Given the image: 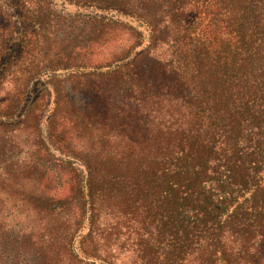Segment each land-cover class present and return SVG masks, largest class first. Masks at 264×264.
I'll list each match as a JSON object with an SVG mask.
<instances>
[{
    "label": "trees",
    "instance_id": "1",
    "mask_svg": "<svg viewBox=\"0 0 264 264\" xmlns=\"http://www.w3.org/2000/svg\"><path fill=\"white\" fill-rule=\"evenodd\" d=\"M69 2L93 6L80 16L99 26L53 48L52 0H0V156L15 130L37 131V158L0 190L51 179V152L75 165L65 190L23 196L17 232L0 192V261L264 264V0ZM61 80L94 104L74 105Z\"/></svg>",
    "mask_w": 264,
    "mask_h": 264
},
{
    "label": "rangeland",
    "instance_id": "2",
    "mask_svg": "<svg viewBox=\"0 0 264 264\" xmlns=\"http://www.w3.org/2000/svg\"><path fill=\"white\" fill-rule=\"evenodd\" d=\"M135 0H129V2L133 3ZM53 6H54V13L56 14H62L64 17V20H47V30L48 33H45L46 39L45 41H48L50 38V45H53L51 47L56 48L59 45H67V48H70L71 44L76 43L78 40L86 41L88 30L85 31L84 34L79 33V26H99L98 23L91 24L85 22H82L83 20H88L89 18L87 16H80V15H87L88 13H93L95 11V8L88 4H75L69 2V0H52ZM102 14H109L108 10H101ZM153 11V8H152ZM60 12V13H59ZM81 12V13H79ZM79 14V15H78ZM74 15H78L74 17ZM118 18H120L122 21L129 20L130 17L124 16V15H116ZM53 17V16H51ZM57 20V21H56ZM133 21V20H132ZM133 24L136 25V22L133 21ZM8 26V18L6 15L0 14V28ZM110 26H125L124 25H110ZM51 32V33H50ZM50 33V34H49ZM49 36V37H48ZM84 36V38H83ZM124 33H120L116 36L115 39L122 41L124 40ZM43 40H44V34H43ZM51 49V48H50ZM55 52V51H54ZM58 89L60 92L64 94H68V96L73 99L74 105L85 108L86 106H90L94 104L92 102V96L86 95L82 92L79 85H75V83H71L69 80L66 81H60L57 82ZM36 91H34L35 93ZM66 96V95H65ZM69 100V99H68ZM67 104V101H66ZM52 106V104H50ZM20 131L15 130V136L12 137L10 143L11 150H8V148L3 152V154L0 156V178L7 174L9 171L12 172L11 169L15 168H23L24 165L29 164L31 162L30 159L32 157L37 155H34V151L32 152L33 148L36 149V147L31 146L33 142L36 140L37 131L35 130V125H33V122L30 121L28 123V126L18 128ZM44 135V133H43ZM14 140V141H13ZM91 138H89L87 135L85 136H77L75 137L71 143L75 146H88L90 143ZM13 141V142H12ZM37 153V152H36ZM39 154V153H38ZM32 157L30 158V156ZM40 155V154H39ZM60 154L51 152L48 157H43L42 162L44 159L49 158V165L46 163L47 168L49 169V174L51 179H45L37 180L34 182L33 175H27L26 173L16 175L14 178L15 183H12L9 187V189H6V193H3L1 190L0 192L2 194H5L6 199L4 198L5 202L4 205L6 206H13L10 207V209H7V214L3 211L4 218L6 222L9 223V225L13 226L11 228V231L17 232V228L19 227L20 221L24 220V214H22V217L18 214H15V208L19 207V204L24 201L28 200L30 195L32 193L33 188L35 187H42V189L45 190H54L58 187L68 188L71 185V169H73V166L75 165H69V164H59L58 160L60 158ZM26 172V171H25ZM36 177V176H35ZM23 196L26 198L22 200ZM8 207V208H9ZM26 217V216H25ZM21 224V223H20ZM3 230L1 229L0 232ZM10 231V230H8ZM120 236L121 239H130V237L133 236V233L128 231L125 226L123 228H120ZM5 231H3L4 233ZM129 241V240H128ZM0 264H15L14 259H11L10 256L6 257L3 261H0Z\"/></svg>",
    "mask_w": 264,
    "mask_h": 264
}]
</instances>
